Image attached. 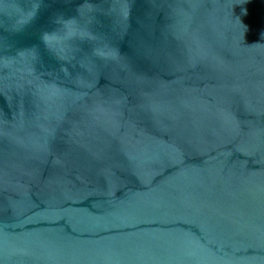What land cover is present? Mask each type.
<instances>
[{"label": "water", "instance_id": "obj_1", "mask_svg": "<svg viewBox=\"0 0 264 264\" xmlns=\"http://www.w3.org/2000/svg\"><path fill=\"white\" fill-rule=\"evenodd\" d=\"M0 264H264V0H0Z\"/></svg>", "mask_w": 264, "mask_h": 264}]
</instances>
